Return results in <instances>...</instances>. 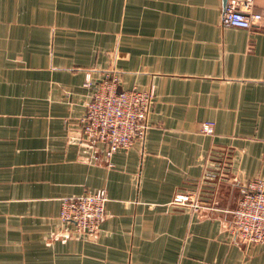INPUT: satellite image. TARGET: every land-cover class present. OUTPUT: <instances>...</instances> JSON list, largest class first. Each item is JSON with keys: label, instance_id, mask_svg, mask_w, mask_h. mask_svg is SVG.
Wrapping results in <instances>:
<instances>
[{"label": "crops", "instance_id": "1", "mask_svg": "<svg viewBox=\"0 0 264 264\" xmlns=\"http://www.w3.org/2000/svg\"><path fill=\"white\" fill-rule=\"evenodd\" d=\"M224 4L0 0V264H264L227 230L240 185L264 181V0L251 30ZM113 66L118 91L154 97L144 141L106 166L80 119ZM199 183V212L174 203ZM97 189L105 218L75 234L61 201Z\"/></svg>", "mask_w": 264, "mask_h": 264}, {"label": "built area", "instance_id": "2", "mask_svg": "<svg viewBox=\"0 0 264 264\" xmlns=\"http://www.w3.org/2000/svg\"><path fill=\"white\" fill-rule=\"evenodd\" d=\"M254 0H225L221 14L224 25L244 30L257 27L262 15L253 10ZM118 76L114 66L103 71L95 86L85 113L80 119L81 142L91 150L95 162L111 166L117 150H127L135 142H143L148 130V115L154 93L148 90H117ZM85 86H90L87 79ZM212 122H204L201 131L211 134ZM237 206L228 212V233L242 245H264V181L252 180L239 187ZM107 194L104 189L64 198L59 220L70 223L75 234L94 235L104 220ZM176 205L197 213L202 207V186L176 196Z\"/></svg>", "mask_w": 264, "mask_h": 264}]
</instances>
